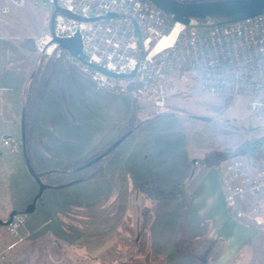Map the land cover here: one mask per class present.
Returning <instances> with one entry per match:
<instances>
[{"label":"rangeland","instance_id":"1","mask_svg":"<svg viewBox=\"0 0 264 264\" xmlns=\"http://www.w3.org/2000/svg\"><path fill=\"white\" fill-rule=\"evenodd\" d=\"M4 4L8 5V9L5 13L0 12V68L13 64L15 68L26 71L33 69L30 72L31 80L25 84L29 93L28 100L24 101L27 106L26 115L25 118L24 115L21 116L16 127L20 136L24 135L26 129V135L29 137L33 120L39 115L37 106L41 104L38 101L43 92L41 85L54 74V60L39 52L38 46L39 39L49 29L51 13L46 9L34 7L31 0H23L18 6L0 1V8ZM209 23L212 22L204 21V24ZM167 26L168 22L166 28ZM37 58H42L43 62L38 63ZM77 75L85 80V89L93 87L87 77L78 72ZM92 89L95 93H100V89ZM120 94L137 101L134 103L132 100V125L127 128V134L129 132L133 134V138L138 137V141L143 140L142 146L140 143L138 145L139 150L130 157L133 161V171L117 173L108 167L126 145V142L115 145L119 139L108 143L106 147H94L68 165H53L52 171L42 172L38 170V165L30 162L40 182L47 186L41 196L43 201H77L81 196V184L75 186V181L94 174L97 175L96 182L101 184L98 192L101 198L109 194L110 187L107 184L113 186L116 200L110 204L100 202L104 208H101L102 218L100 229L97 231L99 242L95 245L101 249L100 255L82 261L75 253V244L66 241V236H60L59 228L58 233L52 230L56 224L63 230L72 227L71 220L67 222L59 218L60 221L53 219L46 229L36 235L24 232L25 222L15 236L8 232L6 225H0V264L215 262L213 257L223 250V244L219 241L211 244H206L203 240L187 243L182 249V260H179L171 244L172 223L187 206L191 191L207 170L215 167L225 174L231 162L244 156L243 152H239L244 141L264 133V124L257 123L254 119L245 97H229L203 91L195 70H179L168 76L161 105H156L149 98H133L129 92ZM79 99L88 114L98 116L104 125L109 123L105 118V110L102 109V113L97 112L96 108H90L88 103H84L86 98L83 91ZM8 106L6 103H0V219L3 220L7 219L11 211L19 210L31 202L25 201L29 192L34 197L39 191V184L27 168L31 157H27L23 152H13L12 148L19 139L15 141V131L3 130L7 125L5 123L11 120ZM69 110V114L73 112L72 108ZM79 128L89 132L82 123ZM6 134L13 135L9 147L3 146V136ZM115 146L118 147L117 151H113ZM178 183L184 184L180 186ZM61 185L63 187H59ZM175 185L177 190L174 189ZM145 197H152L148 204L144 203ZM245 217L253 220L251 215L240 219H246ZM256 220V224L261 225L258 237L226 264H264V219L257 217ZM27 223L28 226L29 222ZM117 234H120L119 239ZM136 235L139 236L135 241ZM117 239L119 243L114 245V240ZM158 239L163 245L158 244ZM117 247H120V250H114Z\"/></svg>","mask_w":264,"mask_h":264},{"label":"built area","instance_id":"2","mask_svg":"<svg viewBox=\"0 0 264 264\" xmlns=\"http://www.w3.org/2000/svg\"><path fill=\"white\" fill-rule=\"evenodd\" d=\"M0 1L18 6L23 0ZM31 2L50 13L58 6L79 17L55 12L53 31L48 29L39 39V52L73 64L98 87L113 94L129 92L133 98H149L161 105L168 76L179 70H195L203 91L245 97L254 119L264 124V14L223 25L201 26L192 20L188 26L180 24L170 41L163 40L166 15L148 0ZM7 9L4 4L0 12ZM109 14L114 16L107 17ZM76 35L84 61L54 41ZM92 64L117 76L106 75ZM221 192L235 217L264 219V143L228 165L221 176ZM25 216L17 213L6 225L11 235L17 234Z\"/></svg>","mask_w":264,"mask_h":264},{"label":"crops","instance_id":"3","mask_svg":"<svg viewBox=\"0 0 264 264\" xmlns=\"http://www.w3.org/2000/svg\"><path fill=\"white\" fill-rule=\"evenodd\" d=\"M45 56L54 60V74H51L44 81V85H41L43 92L38 100L41 104L37 106L39 115L37 114V119L33 120L34 123L29 137L26 135V129H24V135L21 134L20 136L16 127L18 121L21 120V116L24 115L25 118L26 115L27 106L24 101H27L29 97L26 85L31 80L30 72L33 69L26 71L15 68L13 64L0 68V103L9 105L8 112L11 116V120L5 123L7 125L3 130L15 131L16 134H13L15 141L20 140L16 141L17 144L12 148L13 152H23L27 157H31L32 160L28 161L29 164L34 162L35 165H38V170L46 172L52 171L51 166L53 165H68L76 161L96 146L106 147L108 143L121 139L116 145H121L123 142H126V145L116 158H113L112 164L108 167L111 171L117 173L133 171V161L130 157L135 151L139 150V143H143V140L138 141V137L133 138V134L129 132L127 134V128L132 125L133 99L130 100L125 94L116 95L98 87L88 75L65 60L56 59L49 55ZM42 58H37V62H43ZM77 72L87 77L93 87L100 89V93H95L93 87L85 89V80L77 75ZM82 91L86 98L84 103H88L90 108H96L97 112H101L102 109L105 110V115L107 114L105 118L108 120V124L105 123L106 125H104L98 116H91L83 109L80 104L83 102L79 99ZM134 103H137V101H134ZM70 108L73 109V112L69 114L68 110ZM96 114L98 115V113ZM78 123H82L89 132L79 128ZM11 135L6 134L3 136V146H10L9 142L13 137ZM5 140H8L7 143L4 142ZM117 150L118 147L115 146L113 151ZM0 155H2L1 152ZM219 173L218 168L215 167L207 170L201 179L196 182L187 206L183 208L178 219L172 223L171 244L174 248L173 252L177 253L179 260H182V249L187 243L195 240H203L206 244L219 241L223 244V250L213 264H226L260 234L261 225L256 224L255 217H253V220L248 219L251 222L247 224V219H238L228 211L222 197L221 174ZM97 180L96 174L77 179L74 185L81 184L79 191L81 196L74 202L69 200L59 202L54 199L43 201L41 196L47 188L44 184L46 187L39 199L36 200L33 212L25 214L24 232L36 235L46 229V226L53 219L55 221H60L59 218L63 221L71 220V228L63 230L62 227L56 224L52 230L58 233L57 229L59 228L60 236H66V241L75 244L77 249L75 253L82 258V261L85 258L99 256L101 249L96 248L95 245L99 242L97 231L100 229L99 223L102 218L101 208H104L101 203L107 202L110 204L114 202L116 191H113V186L108 183L107 186L110 187L109 194L101 198L98 193L101 184L97 183ZM59 187H63V185ZM144 194L146 195V193ZM35 196L33 197L32 193L29 192L25 201L32 202ZM145 198L144 203L148 204L149 199L152 197ZM25 208L26 205H23L16 211L23 212ZM144 208L147 207L144 206ZM27 221L29 222L28 226ZM136 221L138 222V219ZM117 236L119 239L120 234H117ZM131 236L132 232L130 231L129 237L131 238ZM138 236L136 235L135 241ZM118 239L114 240V245L119 243ZM157 242L163 245V242H160L159 239ZM153 243L154 237H152ZM119 248H114V250Z\"/></svg>","mask_w":264,"mask_h":264},{"label":"water","instance_id":"4","mask_svg":"<svg viewBox=\"0 0 264 264\" xmlns=\"http://www.w3.org/2000/svg\"><path fill=\"white\" fill-rule=\"evenodd\" d=\"M155 7L161 10L166 16L171 17L174 23H179L188 26L192 20H210L213 24L223 25L242 21L260 14H264V0H200V1H183V0H148ZM55 12H60L65 16L79 18L72 15L68 11L56 6L51 13L49 20V30L53 31V20ZM114 16L113 14L107 17ZM138 35V33H137ZM59 46L75 58L84 61V54L81 51V41L78 35L72 38H55ZM138 47H141V40H138ZM96 70L109 76H117L116 74L106 70L104 67L92 64ZM133 75V73H132ZM117 141L116 144L120 142ZM29 173L39 184V191L33 201L29 203L23 212L13 210L9 213L7 219H0V225H7L11 222L14 215L17 213L28 214L32 213L35 207L37 198L41 195L46 187L42 184L36 172L27 162Z\"/></svg>","mask_w":264,"mask_h":264},{"label":"trees","instance_id":"5","mask_svg":"<svg viewBox=\"0 0 264 264\" xmlns=\"http://www.w3.org/2000/svg\"><path fill=\"white\" fill-rule=\"evenodd\" d=\"M166 18H167V22H168V26H167V28H166V33H168L169 32V30H170V28L173 26V24H174V22H173V20L171 19V17H169V16H166ZM197 22H198V24L199 25H205L204 24V21L205 20H201V21H198V20H196ZM261 143H264V133H262V134H260V135H257L256 137H252V138H250V139H246L245 141H244V143H243V145H242V147L239 149V152L240 153H249L252 149H254V148H256L258 145H260ZM219 172H220V174H221V176H222V174H223V171H221V169H219ZM184 183H178L177 185H183ZM177 185H175L174 186V189L176 188V190H177ZM178 193H180V191H178ZM37 199H39V197L37 198ZM19 212V211H18ZM238 219H240V218H238ZM247 219V218H246ZM243 220V219H242ZM249 222V223H248ZM250 222L251 221H249L248 219H247V221H246V223L247 224H250ZM222 253V251L220 252V253H218L217 255H215L214 257H213V259L212 260H216L219 256H220V254Z\"/></svg>","mask_w":264,"mask_h":264},{"label":"bare ground","instance_id":"6","mask_svg":"<svg viewBox=\"0 0 264 264\" xmlns=\"http://www.w3.org/2000/svg\"><path fill=\"white\" fill-rule=\"evenodd\" d=\"M180 28L181 25L179 23L174 24L173 27L170 28L169 32L164 35L163 40L173 41Z\"/></svg>","mask_w":264,"mask_h":264}]
</instances>
